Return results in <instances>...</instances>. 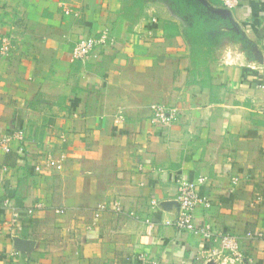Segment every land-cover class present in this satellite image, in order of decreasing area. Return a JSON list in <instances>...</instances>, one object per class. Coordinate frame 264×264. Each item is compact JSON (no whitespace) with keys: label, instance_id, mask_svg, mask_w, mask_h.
I'll return each instance as SVG.
<instances>
[{"label":"crops","instance_id":"obj_1","mask_svg":"<svg viewBox=\"0 0 264 264\" xmlns=\"http://www.w3.org/2000/svg\"><path fill=\"white\" fill-rule=\"evenodd\" d=\"M202 2L214 47L193 46L169 0L135 21L131 0H0V34L17 38L0 136L27 135L24 155L0 151V264H197L209 243L169 225L182 179L210 203L195 224L239 236L264 264V241L245 238L264 233V0ZM105 29L116 45L73 63L77 42ZM158 104L179 110L170 128L152 124Z\"/></svg>","mask_w":264,"mask_h":264},{"label":"built area","instance_id":"obj_2","mask_svg":"<svg viewBox=\"0 0 264 264\" xmlns=\"http://www.w3.org/2000/svg\"><path fill=\"white\" fill-rule=\"evenodd\" d=\"M222 5L229 10L236 9L240 6L242 0H220ZM117 39L110 29H105L102 32L82 38L75 46L71 60L86 65L98 53L107 48L114 47ZM0 54L5 56L9 53L11 45L6 39L0 44ZM179 118V110L170 105L158 104L153 107L152 124L158 128H170ZM25 130H17L12 134L0 136V151L4 154H10L13 151L19 154L27 152L25 142ZM38 171L39 166L34 168ZM239 184V178L232 179V185L236 187ZM178 213L175 219L169 223L179 233H191L199 236L203 241L209 243L208 248H204L196 255L197 264H253L254 256L247 252V249L242 247V240L239 236L227 232H219L210 225L197 226L194 222L195 210L198 205L209 207L208 200L203 198L197 192L195 182L180 180L175 197ZM152 207L155 208L156 202L151 201ZM131 216L138 217L131 213ZM19 224L17 214L7 222L6 228L10 234H13L16 226ZM259 241L263 240V235L256 233ZM246 238L251 244L254 236L250 233ZM11 257L19 258L20 252L11 253Z\"/></svg>","mask_w":264,"mask_h":264},{"label":"trees","instance_id":"obj_3","mask_svg":"<svg viewBox=\"0 0 264 264\" xmlns=\"http://www.w3.org/2000/svg\"><path fill=\"white\" fill-rule=\"evenodd\" d=\"M148 1L152 0H131V5L126 10L128 19L130 21L138 19ZM169 1L180 16L186 17L191 22V28L187 30V34L193 46L214 47L221 36L217 28V19L208 12L206 5L200 0ZM114 35L118 40L117 34Z\"/></svg>","mask_w":264,"mask_h":264},{"label":"rangeland","instance_id":"obj_4","mask_svg":"<svg viewBox=\"0 0 264 264\" xmlns=\"http://www.w3.org/2000/svg\"><path fill=\"white\" fill-rule=\"evenodd\" d=\"M201 2H202V0H200ZM203 3V2H202ZM206 7H207V10H208V12L212 15V17H214L215 16V14L208 8V6L206 5ZM62 8H63V12H64V14L65 15H67V16H74V17H76V18H80L81 17V11H79L80 9H73V8H71V7H66L65 5H63L62 6ZM174 10V9H173ZM175 11V10H174ZM175 13L177 14V15H179L176 11H175ZM180 16V15H179ZM182 17V16H181ZM184 19H186V20H184L185 21V24L187 25V18L186 17H183ZM189 23H190V25H191V22L189 21ZM1 36H0V44H1V42H2V40H4V39H6V41H8V42H10V44H12L11 45V48H10V51H9V53L7 54V55H5V56H3V55H1L0 54V69H1V66H2V63H3V61H5V60H7V59H9L11 56H12V54L14 53V51H15V49H16V46H17V38L15 37V36H13V35H10V34H0ZM89 36H91V35H89ZM93 36V35H92ZM84 37H86V36H84ZM84 37H82V38H84ZM81 38V39H82ZM80 39V40H81ZM79 40V41H80ZM78 41V42H79ZM77 42V43H78ZM1 46V45H0ZM76 46V45H75ZM75 48V47H74ZM74 50V49H73ZM72 53H73V51H72ZM71 57H72V55H71ZM72 61V60H71ZM73 63H77V62H73ZM4 135H8V134H4ZM25 142H27V135H26V133H25ZM47 161H48V156L46 157H43V162H45L46 164H47ZM248 233H250V234H252L253 236H254V239L253 240H251V243H256V242H261V241H259V240H257L259 237H258V235L256 234V232H253V231H251V232H248ZM247 233V234H248ZM247 234H246V236H247ZM259 234H262L263 235V240L262 241H264V233L263 232H260ZM246 238V237H245ZM247 239V238H246ZM248 240V239H247ZM249 241V240H248ZM250 242V241H249Z\"/></svg>","mask_w":264,"mask_h":264}]
</instances>
